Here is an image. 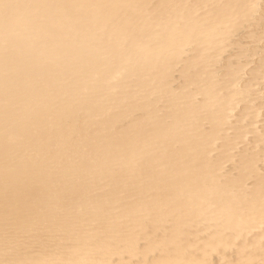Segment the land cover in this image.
<instances>
[{
  "label": "bare ground",
  "instance_id": "1",
  "mask_svg": "<svg viewBox=\"0 0 264 264\" xmlns=\"http://www.w3.org/2000/svg\"><path fill=\"white\" fill-rule=\"evenodd\" d=\"M0 264H264V0H0Z\"/></svg>",
  "mask_w": 264,
  "mask_h": 264
}]
</instances>
